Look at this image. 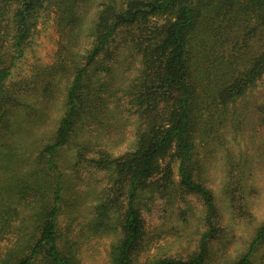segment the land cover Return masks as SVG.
I'll use <instances>...</instances> for the list:
<instances>
[{
  "label": "trees",
  "instance_id": "trees-1",
  "mask_svg": "<svg viewBox=\"0 0 264 264\" xmlns=\"http://www.w3.org/2000/svg\"><path fill=\"white\" fill-rule=\"evenodd\" d=\"M49 12L70 34L63 33L57 55L58 78L66 81L63 115L53 138L35 141L36 156L25 152L21 164L27 178L42 174L44 185L35 191L49 189L50 198L39 207L35 238L17 244L0 264H77L70 250L81 242L65 247L69 232L59 228L65 185L56 157L73 144L74 131L104 126L103 117L106 124L122 118L133 127L131 147L115 156L96 152L105 182L84 222L92 234L109 237L107 264H139V253L163 234L150 218L173 215L182 221L175 223L179 229L189 208L202 226L192 249L166 246L145 264H209L222 228L201 178L210 159L198 161L196 151L201 143H222L220 129L247 123L237 103L264 90V0H0V105L23 101L26 92L5 91L4 83L37 19ZM120 30L136 31L122 43L130 65L118 54ZM256 110L264 125V104ZM76 148L84 162L78 171L88 169V144ZM230 187L231 198L242 201V179L234 176ZM263 241L264 224L245 253L222 264H255Z\"/></svg>",
  "mask_w": 264,
  "mask_h": 264
},
{
  "label": "rangeland",
  "instance_id": "rangeland-1",
  "mask_svg": "<svg viewBox=\"0 0 264 264\" xmlns=\"http://www.w3.org/2000/svg\"><path fill=\"white\" fill-rule=\"evenodd\" d=\"M63 33H67L66 28L57 23L54 13L40 16L24 55L14 62L8 81L4 83L5 91L19 88L26 94L19 104L9 102L0 105V219L3 215L8 216L5 223L0 220V259L17 244L19 247L28 238H35L39 207L50 198L49 189L44 193L35 191L44 185L42 174L38 172L37 176L27 178L21 161L25 152L36 156L35 141L53 138L63 115L66 81L58 78L59 74L63 76V70L59 72L57 65V55L63 52L60 47L65 43ZM132 33L135 35L136 31L124 34L120 30L116 38L118 54L129 65L133 60L122 43ZM66 35L69 37L70 34ZM263 104L264 90L259 87L252 91L251 97L246 96L237 103L238 111L245 116L247 123L243 122L239 130L230 126L220 129L222 143L215 141L207 146L201 143L196 151L198 161L206 163L210 159L209 166L204 164L201 178L215 197L217 224L222 228V233L211 244L209 264H222L245 253L257 229L264 224V125L256 110ZM103 122L104 126L78 128L71 137L73 144L61 150L56 157V166L65 185L59 228L69 232L70 240L63 241L65 247H70L72 241L81 242L70 250L77 264H107L109 237L92 234L90 222H84L96 203L97 190L105 182L104 171L98 166L104 161L96 156V152L110 151L115 156L132 145L133 127L126 126L122 118H113L106 124L103 117ZM83 144H88L90 154L86 160L90 165L88 169L78 171L79 164L84 162L78 159L76 147ZM212 149L213 156L209 157L208 152ZM34 167L29 165L28 171L33 172ZM36 168L39 170L38 165ZM234 176L242 179V201L231 198L229 194L232 187L228 188V184ZM172 216L165 220L158 219V214L150 218L163 234L139 253V264H145L158 249L166 246L184 251L192 249L197 234L202 230L197 221L199 213L196 210L195 214L189 208L188 220L179 229L175 223L182 221L171 220ZM252 259L255 264H264V241Z\"/></svg>",
  "mask_w": 264,
  "mask_h": 264
}]
</instances>
